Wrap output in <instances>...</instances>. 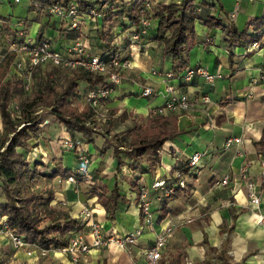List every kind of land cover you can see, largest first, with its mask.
Wrapping results in <instances>:
<instances>
[{
  "label": "crops",
  "instance_id": "crops-1",
  "mask_svg": "<svg viewBox=\"0 0 264 264\" xmlns=\"http://www.w3.org/2000/svg\"><path fill=\"white\" fill-rule=\"evenodd\" d=\"M219 5L224 15L235 14L232 22L239 32L256 35L250 25L255 19L264 18V0H219ZM30 7L31 0H0V44L7 43V49L22 36L36 43L48 40L53 49L65 53L75 42L82 41L88 56L104 55V45L108 42L101 40L99 30L103 27L110 34L113 46L127 53L134 69L122 84L113 88L108 98V119L98 123L110 128L112 134L130 141L133 130L144 126L151 112L165 103L163 75L173 72V64L165 55L163 45L149 37L140 44L131 45L128 31L123 34L114 24L102 26V21L74 30L60 19ZM217 12V9L211 10L210 14ZM206 13L204 11L203 15ZM154 33V30L150 33L152 38ZM226 39L221 30H211L200 21L195 23L189 67L203 66L223 78L212 84L203 78L191 83L177 79L174 84L178 92L189 96L192 107L187 112L167 114L176 117L178 134L158 154H148L136 165L132 158L121 154L124 165L118 171L114 147L103 151L106 139H110L108 135H98L89 143L81 134L68 132L58 120L45 117L38 122V136L31 143L39 154L35 158L31 152L28 157L30 163L40 164L41 176L35 178L34 190L44 195L52 192L55 200L51 206L79 222L80 230L71 232L70 238L79 232L90 238L89 227L82 219L85 208L92 210L107 235L126 236L135 232L141 224L139 188L168 179L195 153L202 154L198 169L185 173V189L176 191L162 204L156 200V194L151 193L155 230H147L133 246L131 254L116 247L93 250L78 264H146V251L154 245L162 227L168 225L174 227L175 234L164 256L183 250L185 264H204L207 260L216 264L224 252L234 263L264 264V223L259 218L264 213V198L260 209L253 206L240 179L241 168L248 165L249 178L264 196L261 165L264 158V143L261 144L264 135V37L259 43L260 49L251 52L244 47L228 46ZM2 50L3 47L0 54ZM153 71L160 73L159 76L153 75ZM147 87L159 94L144 98L142 93ZM78 90L81 97L77 104L83 107L90 86L80 82ZM205 96L209 97V102H203ZM140 119L144 123H140ZM166 129L170 130L171 125ZM230 138H242L243 148L239 150L236 145L227 148L225 144ZM66 140L81 142L76 153L84 150L91 159L92 184L50 178L57 168L73 171L79 166L78 154L63 148ZM122 145L126 147V143ZM227 177L229 184L221 185ZM116 185L125 199L119 204L116 218L108 220L99 203L97 188L105 186L111 192ZM2 195L0 203L3 204V192ZM36 256L37 253L29 257L24 250H15L9 240L0 237V259L5 264H73L69 256L60 253H52L46 259Z\"/></svg>",
  "mask_w": 264,
  "mask_h": 264
},
{
  "label": "trees",
  "instance_id": "trees-1",
  "mask_svg": "<svg viewBox=\"0 0 264 264\" xmlns=\"http://www.w3.org/2000/svg\"><path fill=\"white\" fill-rule=\"evenodd\" d=\"M73 1H77L82 10L97 8L101 12L102 18L99 21H102V26L103 24L105 27L107 24H114L120 27L123 34L128 31L127 39L131 45H133L131 37L134 34H141V10L148 0H31L30 9L50 15V8L59 3L68 6ZM155 2L148 15L150 20L156 22L155 28L152 29L155 32L154 37L150 36L152 31L150 30L147 35L141 36L137 44L149 37L163 45L165 55L171 59L173 64L172 73L177 78L190 68L189 53L193 47L197 21L202 22L205 27L211 30H221L227 36L226 41L230 47H244L248 51L252 44L262 42L264 37V18L255 19L251 23L250 27L256 34L255 36H251L247 32L241 33L235 28L229 16L224 15L219 0H171L168 3L155 0ZM216 9L218 11L216 15L210 14L211 10ZM204 11H207L205 16L203 15ZM99 34L104 43L108 42L104 45V55H101L109 59L113 52H120L122 57V51L117 45L113 46V42L109 40L110 34H107L103 27ZM42 37L41 35L40 38ZM23 41L24 38L21 36L14 43ZM16 58V55H7L0 66V188L5 198V202L0 203V220L6 218L10 229L18 233L28 243L44 249L61 248L68 245L70 233L80 230V225L67 213L51 206L55 200L52 192L44 195L34 190L35 178L41 176L38 169L40 164L36 161L30 163L28 160L34 147L31 141L38 136L39 132L35 114H38L40 110L48 109L52 115L58 118L59 123L66 127L68 132H77L89 143H92L98 135L105 137L110 130L107 129L103 132L94 130L97 129L99 123L94 111L87 105L86 97L83 101L84 106H78L77 102L81 97L78 87L80 82L87 83L90 89L104 87L107 85V81L104 76L99 74L84 70H72L73 73L65 86L60 87L52 78L53 71H49L44 74V77L39 78L34 86L33 95H27L23 79L12 74ZM51 69L57 70L58 68L52 67ZM39 72L41 69L34 74L35 80L40 74ZM21 97L25 100H21ZM18 100L20 103L16 102ZM14 105H18L21 109L19 116L12 110ZM168 125H171L170 130L166 129ZM21 126L23 128L19 129ZM177 134L176 117L149 116L144 126L133 130L131 140L129 144H126V147L122 144L127 141L120 138L119 135H114L109 140L106 139L103 151L110 146L114 147L119 171L124 165L121 154L132 158L133 165H136L148 154H158L164 145ZM263 143L264 135L261 144ZM190 171L188 162L176 169V172L181 174ZM72 174L73 171L63 170L60 167L51 174L50 178L61 177L67 180ZM97 190L99 203L104 207L107 219L114 220L119 204L125 199L120 194V189L116 185L111 192L105 186H99ZM178 190L180 188L176 189V191ZM185 261L186 253L183 250H178L164 256L159 264H185ZM204 264L212 263L207 260ZM216 264L241 263L232 262L231 258L222 252Z\"/></svg>",
  "mask_w": 264,
  "mask_h": 264
},
{
  "label": "built area",
  "instance_id": "built-area-1",
  "mask_svg": "<svg viewBox=\"0 0 264 264\" xmlns=\"http://www.w3.org/2000/svg\"><path fill=\"white\" fill-rule=\"evenodd\" d=\"M20 0H16L19 2ZM168 3L171 0H162ZM155 0L145 2L141 10V34H134L131 37L133 45H137L142 35H147L150 30L155 28V22L149 19V10L155 5ZM37 6V5H36ZM49 14L52 17L60 19L64 24L69 25L74 30L87 28L89 23L98 22L102 16L97 8L82 10L77 1H73L68 6L62 3L49 9ZM235 14H231L229 19L233 21ZM0 25V33H1ZM261 45L256 42L250 46L248 52L259 50ZM7 55H16L17 58L13 64L12 72L21 77L24 81V88L27 95L33 93L36 80L34 74L40 69L47 66L62 70H84L91 73L104 76L107 85L104 87L92 88L86 96V103L94 111L98 122H105L108 119V98L112 93L113 88L123 83L125 76L124 72L132 67L129 59L120 56V52H113L111 58L107 59L102 55L88 56L86 54L85 45L82 41H77L71 46L68 51L62 52L52 48L50 41H42L36 43L34 40L27 38L21 43H13L9 46L6 53L0 55V66ZM153 75L159 76L157 71H153ZM196 78H203L207 83H215L223 78L221 74H212L206 67L197 66L190 67L179 78L175 77L172 72H167L163 75L165 103L163 106L154 109L150 116H165L168 113L187 112L192 107L191 99L187 94L179 93L174 82L179 79L185 83H191ZM262 79H264L262 77ZM159 94L152 87H147L142 96L144 98L153 97ZM203 102H209L208 96L203 97ZM14 114L19 116L21 109L18 105L12 106ZM24 126V125H23ZM21 126L19 129H22ZM1 130V117H0ZM97 130V129H94ZM242 138H230L226 141V147L231 148L233 145L238 146L239 150L243 148ZM81 142L78 140H66L63 143V148L71 153L77 152ZM38 150L35 148L31 155L38 157ZM79 166L73 170V174L67 179L68 182L76 184L80 180L88 185L92 184V174L90 172L91 159L84 150L77 153ZM202 158L201 153H195L189 160L188 165L192 170L198 169ZM261 165L264 169V158L261 160ZM193 170V171H194ZM240 179L244 183L248 198L253 206L260 209L263 203L264 196L257 189L256 183L248 176V165H244L240 170ZM221 185L229 184V177L220 182ZM187 186L186 175L180 172L174 173L168 179H162L151 187L141 186L138 192L140 204L141 224L135 232L126 236L107 235L104 227L94 218L92 210L85 208L82 212V219L88 225V235L79 232L69 239V243L65 247L55 249H44L34 244L28 243L18 233L12 231L7 224V219L0 220V237L9 240L15 250H24L29 257H34L37 253L39 259H46L52 253H60L70 257L73 264H78L81 259L86 258L93 250H103L111 247H116L119 250L132 253L133 246L136 245L138 239L148 230H155L154 210L151 200V193L156 194V200L162 204L168 198L176 193V189H185ZM262 223H264V213L259 215ZM175 234V229L172 225L162 227L157 235L154 245L145 253L146 264H159L164 257V251L167 248L171 238ZM0 264H5L0 259ZM191 264V263H189Z\"/></svg>",
  "mask_w": 264,
  "mask_h": 264
},
{
  "label": "rangeland",
  "instance_id": "rangeland-1",
  "mask_svg": "<svg viewBox=\"0 0 264 264\" xmlns=\"http://www.w3.org/2000/svg\"><path fill=\"white\" fill-rule=\"evenodd\" d=\"M91 1H96V0H91ZM177 1V0H176ZM100 29V28H99ZM101 30L102 29H100L99 31L101 32ZM7 44V43H6ZM6 44L3 46V45H1L0 44V48H2L3 47V50L4 51H6L7 50V46H6ZM1 51V53L3 54V52L4 51ZM2 54H0V55H2ZM126 55H127V53H123V55H122V57L124 58V57H126ZM132 63V62H131ZM52 67L50 66V67H47L46 69H45V71H42L41 70V72H39L40 74L38 75V77H37V79H36V83L38 82V80H39V78L40 77H44V74H47V73H49V71H53L52 73H51V75H52V78H54V80H55V83H56V85H58V86H60V87H64L65 86V84L67 83V80L70 78V76L72 75V73H73V71L72 70H60V69H57V70H52L51 69ZM134 69V66H133V63H132V67L130 68V69H128V70H126L123 74H124V76L125 77H128V73L129 72H131L132 70ZM158 74H160V73H158ZM41 75V76H40ZM33 95V93L31 94V96ZM32 98V97H31ZM21 100H25L23 97H21ZM29 101V100H28ZM145 101H148L147 99H145ZM16 102H18V103H20V100H18V101H16ZM17 103V104H18ZM132 105H135V101L132 103ZM45 117H47L48 119L50 118L51 120H58V118H56L54 115H52L51 113H50V111L48 110V109H43V110H40L39 112H38V114H35V119H36V121L37 122H40L41 121V119L42 118H45ZM139 122L140 123H144L143 121H142V119H140L139 120ZM101 123V122H100ZM137 124H139V123H137ZM38 125H39V123H38ZM40 126V125H39ZM108 129V127H105L104 125H102V124H100L99 126H97V130L99 131V132H103V131H105V130H107ZM109 133H106V134H108V136H110V138L112 137V136H114V135H118V134H116V133H113L112 134V131H111V129L109 128ZM129 144V141H127L126 142V144ZM76 153V152H75ZM77 154V153H76ZM35 183H36V181H35ZM33 184L34 185V188L36 187L35 185L36 184ZM0 186H1V184H0ZM1 198H3V195H2V191H1V188H0V199ZM1 201V200H0ZM167 253H169V252H167Z\"/></svg>",
  "mask_w": 264,
  "mask_h": 264
}]
</instances>
